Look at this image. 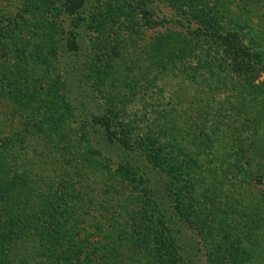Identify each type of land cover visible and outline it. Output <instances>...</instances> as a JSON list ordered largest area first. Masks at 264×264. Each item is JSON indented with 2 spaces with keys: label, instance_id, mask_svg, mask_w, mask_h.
<instances>
[{
  "label": "rangeland",
  "instance_id": "obj_1",
  "mask_svg": "<svg viewBox=\"0 0 264 264\" xmlns=\"http://www.w3.org/2000/svg\"><path fill=\"white\" fill-rule=\"evenodd\" d=\"M67 1L0 0V264H264V0Z\"/></svg>",
  "mask_w": 264,
  "mask_h": 264
},
{
  "label": "trees",
  "instance_id": "obj_2",
  "mask_svg": "<svg viewBox=\"0 0 264 264\" xmlns=\"http://www.w3.org/2000/svg\"><path fill=\"white\" fill-rule=\"evenodd\" d=\"M83 6L84 0H68L66 3V9L73 15H77ZM141 19L144 26L148 29H152L154 26L160 24L159 22L152 21L147 9L142 12ZM211 38L213 42H217L222 47L223 52L230 59V67L236 76L242 78L247 84H253L259 78V72L262 71L261 64L257 62L260 54L256 51H251L250 47L243 43L239 34L231 31H216L211 35ZM99 125L106 134H110L108 120L99 122Z\"/></svg>",
  "mask_w": 264,
  "mask_h": 264
}]
</instances>
